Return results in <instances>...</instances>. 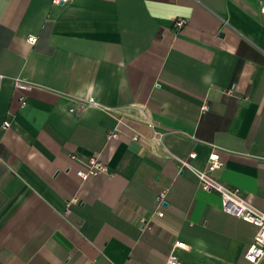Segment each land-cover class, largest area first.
<instances>
[{
  "label": "crops",
  "instance_id": "0c3cea01",
  "mask_svg": "<svg viewBox=\"0 0 264 264\" xmlns=\"http://www.w3.org/2000/svg\"><path fill=\"white\" fill-rule=\"evenodd\" d=\"M213 151L264 212V0H0V264H167L176 241L248 264L257 228L195 173Z\"/></svg>",
  "mask_w": 264,
  "mask_h": 264
},
{
  "label": "built area",
  "instance_id": "2783aa9c",
  "mask_svg": "<svg viewBox=\"0 0 264 264\" xmlns=\"http://www.w3.org/2000/svg\"><path fill=\"white\" fill-rule=\"evenodd\" d=\"M64 2H67V0H54V3L56 4H60ZM187 23L188 21L186 19H181L177 21L176 26L178 28H183ZM27 40L30 44L34 45L37 43L38 38L32 35L29 36ZM14 83L16 90L29 91L33 88V84L23 77L16 78ZM20 101L23 107L27 105V98L25 95H22L20 97ZM81 104L84 107H86L87 105H92L99 107L104 111L110 110L109 107H103L99 105L93 97L83 99V102ZM202 110L203 111L208 110V106L204 105ZM70 111L72 113H80V109L75 107H72ZM119 124L120 125L125 124L123 117H120ZM9 125L10 122L8 120L5 121L3 124L4 127H8ZM149 126L152 128V130L155 129L153 123L149 122ZM119 132L120 131L117 128L114 132L109 133L108 137L110 139L118 138L120 134ZM155 134H157L156 131ZM141 137H142L141 134L135 132V134L132 137V140L137 141ZM195 157H196V153H191L188 158L180 159L179 160L181 165L180 168L182 170L188 168L190 166L189 160ZM222 166L223 163L220 159V154L218 153V151H213L209 158V169L206 171H195L199 179V184L203 190L208 192H216L221 196L222 208L226 213L244 219L245 221L251 223L257 228V233L255 235L254 241L249 245L246 251L245 258L248 264H261L264 262V212L258 209L256 206H254L246 197L240 195L237 190L230 188L229 186L220 182L211 175L212 171L221 169ZM106 171H108L107 166L98 158L94 157L91 159L87 170H79L78 175L83 179H85L90 175H95L100 172H106ZM167 193L168 190L164 189L158 194L156 199V203L158 207L164 206L166 202ZM156 214L158 216L164 215L163 211L160 209H158ZM142 223H143V229H148V230L153 229L152 225L145 219H142ZM186 249H188V245L186 242L176 241L173 244L172 250L169 254L167 264H181L180 256L178 255V250H186Z\"/></svg>",
  "mask_w": 264,
  "mask_h": 264
}]
</instances>
